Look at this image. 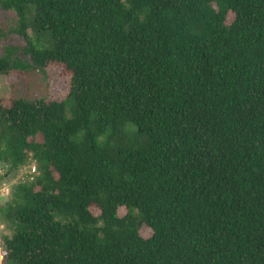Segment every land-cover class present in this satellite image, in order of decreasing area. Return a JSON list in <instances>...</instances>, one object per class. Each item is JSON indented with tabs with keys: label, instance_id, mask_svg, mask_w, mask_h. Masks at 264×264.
Listing matches in <instances>:
<instances>
[{
	"label": "trees",
	"instance_id": "obj_1",
	"mask_svg": "<svg viewBox=\"0 0 264 264\" xmlns=\"http://www.w3.org/2000/svg\"><path fill=\"white\" fill-rule=\"evenodd\" d=\"M0 42L47 81L0 96V264H264V0H0Z\"/></svg>",
	"mask_w": 264,
	"mask_h": 264
},
{
	"label": "rangeland",
	"instance_id": "obj_2",
	"mask_svg": "<svg viewBox=\"0 0 264 264\" xmlns=\"http://www.w3.org/2000/svg\"><path fill=\"white\" fill-rule=\"evenodd\" d=\"M13 16V12H10ZM31 18V14H28V19ZM32 40L38 48H52L53 40L47 31H43L35 36H32ZM19 42V39H15ZM0 42V52H1ZM23 80V79H22ZM18 81L14 86L10 87L5 76L0 75V96L10 97L11 95L15 98H24L26 100H36L43 99L47 97V81L43 70H29L24 78V81ZM57 87L60 92H63L62 82L59 81ZM12 88V90H11ZM73 101L69 99L66 106V115L71 117L73 114L72 110ZM35 167L34 163L29 160L25 165L20 167L18 170L13 172H7L3 178H0V204L4 200L8 199L11 194L12 186L21 180L28 179L31 181L34 175L32 167ZM2 173V171H0ZM94 213H97L95 210ZM123 211L120 212L122 214ZM12 227L4 226L0 223V262H1V252L4 248L3 236L12 234Z\"/></svg>",
	"mask_w": 264,
	"mask_h": 264
},
{
	"label": "built area",
	"instance_id": "obj_3",
	"mask_svg": "<svg viewBox=\"0 0 264 264\" xmlns=\"http://www.w3.org/2000/svg\"><path fill=\"white\" fill-rule=\"evenodd\" d=\"M32 170H33V173H35V172H36V169H35V167H34V166L32 167Z\"/></svg>",
	"mask_w": 264,
	"mask_h": 264
}]
</instances>
